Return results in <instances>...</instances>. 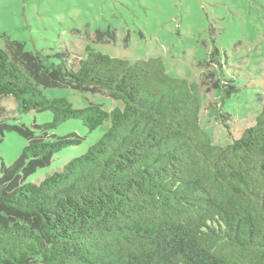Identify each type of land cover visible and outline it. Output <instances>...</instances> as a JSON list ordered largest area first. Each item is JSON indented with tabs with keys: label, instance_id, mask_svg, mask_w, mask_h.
Segmentation results:
<instances>
[{
	"label": "trees",
	"instance_id": "obj_1",
	"mask_svg": "<svg viewBox=\"0 0 264 264\" xmlns=\"http://www.w3.org/2000/svg\"><path fill=\"white\" fill-rule=\"evenodd\" d=\"M46 58L17 40L0 46V131L15 128L27 141L1 165L0 264H264V106L220 145L201 126L200 82L169 74L162 58L131 62L92 46L75 63ZM62 85L121 106L78 107L42 89ZM44 110L52 120L7 122ZM72 118L110 126L61 170L27 181L81 143L50 133Z\"/></svg>",
	"mask_w": 264,
	"mask_h": 264
},
{
	"label": "rangeland",
	"instance_id": "obj_2",
	"mask_svg": "<svg viewBox=\"0 0 264 264\" xmlns=\"http://www.w3.org/2000/svg\"><path fill=\"white\" fill-rule=\"evenodd\" d=\"M7 40L24 43L47 61L75 63L86 46L131 62L160 57L169 74L200 82L201 126L216 144L240 137L264 106V0H0V46ZM42 89L78 107L121 106L98 91L65 85ZM2 103L11 111L16 107L10 97ZM52 118L50 110L16 112L7 122L33 127ZM109 126L107 120L90 129L72 118L53 128L51 134L76 133L82 141L54 153L27 181L38 183L61 170ZM26 143L15 128L0 131V173L2 162L12 163Z\"/></svg>",
	"mask_w": 264,
	"mask_h": 264
}]
</instances>
